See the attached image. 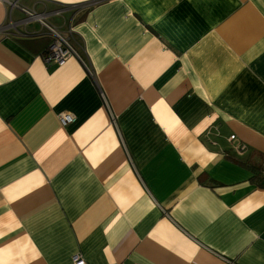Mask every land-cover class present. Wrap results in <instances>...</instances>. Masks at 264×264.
<instances>
[{
    "label": "crops",
    "instance_id": "1",
    "mask_svg": "<svg viewBox=\"0 0 264 264\" xmlns=\"http://www.w3.org/2000/svg\"><path fill=\"white\" fill-rule=\"evenodd\" d=\"M10 1L0 264H264V188L224 153L236 134L264 156V0ZM23 8L72 28L93 72L45 62Z\"/></svg>",
    "mask_w": 264,
    "mask_h": 264
},
{
    "label": "built area",
    "instance_id": "2",
    "mask_svg": "<svg viewBox=\"0 0 264 264\" xmlns=\"http://www.w3.org/2000/svg\"><path fill=\"white\" fill-rule=\"evenodd\" d=\"M9 5L14 6L16 2L6 0ZM26 16L22 20L24 23H30L32 21L40 22L41 25L46 29L48 34L52 37V41L44 53V60L47 63L54 62L60 66L64 65L70 58H76L80 62H82L87 70L92 73V69L85 63L79 49L76 47L73 39L72 28L69 30H61L56 25L48 22V14L37 13L35 9L32 8H23ZM16 22L12 19L9 20L7 26L10 28L14 27ZM113 121H115V116L112 114ZM60 121L63 125H66L70 122L75 121L76 116L72 112H62L59 116ZM220 135V129L218 124H214L210 126L205 131L206 139L212 145H218V141L215 139L216 136ZM237 136L236 134H231L228 137L229 142L232 144L231 151H224L226 156H229L231 153L236 154L237 156H243L249 151V147L247 144L240 142L235 143ZM74 264H87L85 259L81 256V254H75L73 257Z\"/></svg>",
    "mask_w": 264,
    "mask_h": 264
},
{
    "label": "trees",
    "instance_id": "3",
    "mask_svg": "<svg viewBox=\"0 0 264 264\" xmlns=\"http://www.w3.org/2000/svg\"><path fill=\"white\" fill-rule=\"evenodd\" d=\"M229 156L248 167V169L253 173L251 181L256 186L264 188V156H262L259 160H253L252 158L245 159V157L237 156L234 153H231Z\"/></svg>",
    "mask_w": 264,
    "mask_h": 264
},
{
    "label": "rangeland",
    "instance_id": "4",
    "mask_svg": "<svg viewBox=\"0 0 264 264\" xmlns=\"http://www.w3.org/2000/svg\"><path fill=\"white\" fill-rule=\"evenodd\" d=\"M36 12H37V13H40V14H43V13L48 14L49 16H48V20H47V21L50 22V23H52L53 25H56V24H54V23L51 21V19H50L51 13H50L49 11H46V10H45V11H37V10H36ZM56 26H57V25H56ZM57 27H59V26H57ZM59 28H60L61 30L64 31L63 28H61V27H59Z\"/></svg>",
    "mask_w": 264,
    "mask_h": 264
}]
</instances>
